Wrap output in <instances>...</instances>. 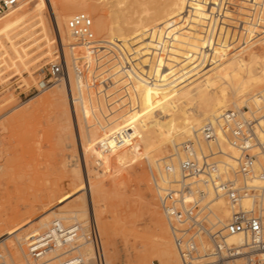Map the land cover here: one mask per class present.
Masks as SVG:
<instances>
[{
    "label": "rangeland",
    "instance_id": "obj_1",
    "mask_svg": "<svg viewBox=\"0 0 264 264\" xmlns=\"http://www.w3.org/2000/svg\"><path fill=\"white\" fill-rule=\"evenodd\" d=\"M17 1L18 6L13 11L0 17V25L17 17L21 30L25 20L24 9L28 12L41 9L49 29L40 26L35 33L20 34L17 42L22 46V52L19 56L14 50L6 49L0 40V264H59L64 260L65 254L70 253L69 246L65 249L59 246L44 249L36 258L31 254L30 247L34 239L52 225L67 227L75 224L71 220L74 217L72 211L81 208L85 194L84 191L76 196L74 193L83 186L81 170L85 173V168L89 181L100 187V198L105 202V215L99 214L98 217L109 219L106 228L99 221L96 223L106 264H160L157 257L151 259L158 239L166 237L171 245L172 239L159 209L152 181L151 172L155 176L157 172L144 157L141 143L127 115L128 109L134 105L132 83L123 75L112 47L105 45L92 56L91 67L99 69L97 76L109 81L106 87L93 83L92 75L85 74L82 78L86 87L77 84L78 78L71 71L69 78L75 102L77 97L83 98L85 91L96 97V90H102L110 97L108 103L103 101L104 94L100 95V105L96 106L94 100L91 106L83 108V113H77L76 120V116L70 113L64 82L43 93L24 96L22 93L34 85L40 69L54 60L58 52L61 53V42L46 0ZM93 1L97 9L90 16L94 27L100 14L109 16L112 1L113 5L118 2L115 9L120 10L130 8L134 0ZM139 1L141 4L135 7L137 13L132 16V21L141 20L146 27L158 31L157 20L160 22L163 15L159 4L162 0ZM245 3V12L238 15L233 12L232 21L239 35L233 40L235 43L225 58L241 56L244 60H264V0H247ZM128 18L125 16L121 20L130 22ZM108 21L113 20L110 18ZM155 35L159 36L157 32ZM94 38L100 43L104 39L95 33ZM65 43L67 46L63 49L69 70H72L70 50L73 49V41L67 37ZM76 47L73 49L76 55H86L82 46H79V51ZM166 54L168 56L163 54L165 59L168 57L167 60L171 61L172 54ZM217 73L221 75L216 71L212 74L213 79L219 77ZM30 74L32 77H29ZM19 79H25L28 86ZM104 102L107 107L110 104L108 109ZM155 115L156 119H160L159 112ZM121 118L128 122L122 124ZM125 132L129 139L124 144H112V136ZM102 141L110 142L113 148L105 156L98 151ZM135 146L140 149L137 152L139 156L134 151ZM124 150L129 151L131 157L122 156ZM171 152L168 145L160 157L167 158ZM98 160H101L100 167L95 166ZM164 162L166 167L170 165L168 159ZM78 216L87 219L88 224L87 213ZM82 243V240L79 241L80 247H75L73 251L84 255V248L90 247Z\"/></svg>",
    "mask_w": 264,
    "mask_h": 264
},
{
    "label": "bare ground",
    "instance_id": "obj_2",
    "mask_svg": "<svg viewBox=\"0 0 264 264\" xmlns=\"http://www.w3.org/2000/svg\"><path fill=\"white\" fill-rule=\"evenodd\" d=\"M46 1L53 15L59 42L63 46H67L65 40L68 37L73 41V49L76 46L81 47L70 34L67 22L76 14H85L90 17L91 13L97 10L95 2L93 0ZM157 1L160 0L154 2ZM233 1L234 3H232ZM246 1L162 0L159 4L163 8V15L160 22L157 20L158 31L156 28H154L155 30L152 29L159 36H156V32L153 33L150 27L143 25L141 20L132 21V16L137 13L135 7L141 4L139 0H134L130 8L125 7V9L120 10L115 9L118 2L116 1V4L113 5L111 4L112 1L110 3L112 10L109 12V16L100 14L94 27H92L97 36L104 37L102 43L95 40L99 44L96 48L99 49L91 50L95 47L82 45L86 52L84 57L89 65H92L91 58L93 55L101 51L105 45L111 46L112 51L117 56V62L121 64L124 71L122 72L123 75L132 83L134 105L128 109L127 115L130 116V124H133L139 139L138 142L141 143L144 157L157 172L156 176L153 174L157 180L155 183L157 189L167 186L172 190L178 189L180 146L197 136L206 123L213 122L223 112L242 108H247L250 113H254L256 116L263 114L264 60H257L256 58L244 60L241 56H227L225 58L235 43L233 40L237 39L239 35L238 28L232 21V17L235 16L233 12H236L237 15L245 12L247 9ZM125 16L129 17L128 21L130 22H122L121 19ZM23 17L25 20L21 24V30H19L20 25L17 17L0 25L1 42L6 49L14 50L16 56L22 52V46L17 42L20 34L25 35L29 31L35 33L40 26L49 29L47 19L41 9L31 12L24 9ZM110 18L113 21L109 22ZM107 41L109 43H106ZM165 45L167 46L164 47ZM78 48L79 51L80 48ZM81 51L83 53V50ZM162 53L166 56H168L166 53H171V61L167 60L168 57L165 59L166 56H163ZM153 54L156 58L153 57ZM216 71L221 72V75L217 73L219 77L213 79L212 74ZM88 75H92V70L87 71L86 76ZM29 77H32L31 74ZM77 78L78 85L87 86L82 83V78ZM20 82L28 86L25 79ZM63 82L66 87L70 113L76 116V120L77 113H83V108L88 105L91 106V102L94 100L95 103L97 102L96 106L100 105L101 102L98 99L102 92L104 93L103 101L109 97L102 90L101 92L96 90V97L92 96L89 91H85L84 94L82 93L83 98L76 96L78 101L75 102L70 78L69 83L65 80L58 84ZM174 102L176 105L172 106ZM105 106L108 109L107 105ZM96 108L98 109V107ZM156 112L161 114L160 119H156ZM121 121L122 124L128 122L124 118H121ZM114 136L111 137L110 141L115 145L124 144L129 139L126 132L123 134L120 143L114 141ZM168 145L172 149L171 154L167 158H161L162 152L166 150ZM104 146H106V150L102 148ZM112 149L110 142L107 141H102L98 145L101 156L111 153ZM139 150L137 146L134 147L135 153ZM228 151L233 157H236L235 150L229 149ZM128 152L124 150L122 156L126 157L130 154ZM165 159L169 161L168 167L164 162ZM100 164L101 160H98L95 166L100 167ZM262 168H264V160L260 159L255 167V172H259ZM86 170L85 168V173L81 170L83 186L74 193L76 196L78 192L84 191L83 205L81 208L72 211L74 217L71 220L75 221L74 225L84 227L87 225V219H80L78 215L87 213L88 222L94 219L96 223L99 221L106 228L109 224L108 217H105L104 220L98 217L99 214L105 215L106 209L105 202L100 198L101 189L94 182L89 181ZM74 194L72 195L74 196ZM70 198L72 199V197ZM217 206L221 216L228 218L229 211L225 204L220 202ZM231 241L238 243V238H233ZM81 245H85V243ZM69 247V252L75 249V247ZM82 256L85 258L91 256V248L85 247ZM153 257H157L160 264H178L173 242L171 245L166 237L158 239L151 259Z\"/></svg>",
    "mask_w": 264,
    "mask_h": 264
},
{
    "label": "built area",
    "instance_id": "obj_3",
    "mask_svg": "<svg viewBox=\"0 0 264 264\" xmlns=\"http://www.w3.org/2000/svg\"><path fill=\"white\" fill-rule=\"evenodd\" d=\"M17 5V0H0V17ZM92 27V19L85 14H76L67 22L79 45L95 50L99 44ZM63 47L61 43V53L40 69L34 85L22 93L24 96L43 93L60 81L69 83L70 71L83 78L92 70L93 83L102 88L108 85L106 78L97 76L99 69L91 68L85 57L73 50L69 70ZM262 111L260 116L247 108L223 112L206 123L197 136L184 142L179 153L178 189H157V180L151 173L178 264H264V168L255 172L260 159L264 160V103ZM122 139V133L114 136L117 143ZM102 148L106 150V146ZM229 149L236 151V157ZM220 202L228 209V218L217 210ZM233 238H238V243L232 242ZM81 239L91 248V256L85 258L72 251L59 264H106L94 219L84 227L52 225L34 239L30 252L36 258L50 247L78 248Z\"/></svg>",
    "mask_w": 264,
    "mask_h": 264
},
{
    "label": "crops",
    "instance_id": "obj_4",
    "mask_svg": "<svg viewBox=\"0 0 264 264\" xmlns=\"http://www.w3.org/2000/svg\"><path fill=\"white\" fill-rule=\"evenodd\" d=\"M17 77H20V76H17ZM21 80H23V79H19V82H20Z\"/></svg>",
    "mask_w": 264,
    "mask_h": 264
}]
</instances>
